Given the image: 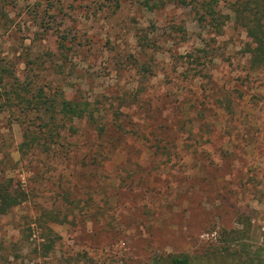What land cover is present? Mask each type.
<instances>
[{"label": "rangeland", "instance_id": "obj_1", "mask_svg": "<svg viewBox=\"0 0 264 264\" xmlns=\"http://www.w3.org/2000/svg\"><path fill=\"white\" fill-rule=\"evenodd\" d=\"M143 1L6 8L0 60L108 122L100 135L75 120L61 145L23 152L17 104H0V181L27 197L0 217V239L26 264L264 260V65L234 14L247 0H215L220 30L197 5ZM47 226L58 238L45 257Z\"/></svg>", "mask_w": 264, "mask_h": 264}, {"label": "trees", "instance_id": "obj_2", "mask_svg": "<svg viewBox=\"0 0 264 264\" xmlns=\"http://www.w3.org/2000/svg\"><path fill=\"white\" fill-rule=\"evenodd\" d=\"M15 1L0 0V24L8 18L7 6L13 5ZM167 1L183 5H197L203 11L202 19L209 15L207 18L213 20L217 29H221L215 0ZM150 2L151 0H144L143 4L152 9L154 5H150ZM263 2L262 0H247L246 3L240 4L244 7L243 9L234 8L235 18L238 21L241 18L246 19L244 26L251 39L249 52L254 65L257 64L258 66L264 65V19L259 14ZM162 3L164 4V1ZM242 11H244V15H242ZM140 42L144 49L151 47V43L145 35L144 41L140 40ZM139 65L141 67L142 63ZM146 70H149V68ZM35 76L33 77L30 74V76L27 75L22 78L16 74L14 69L0 60V100L4 98L0 104L3 106L12 102L13 104L10 106L17 104L19 117L21 118L18 120L24 126V141L20 147L23 152H28L31 148L49 152L51 148L61 145L62 131L67 130L72 133L78 131L72 125L75 120L81 122L86 120V123L96 129L100 135L104 134L108 122L103 123L99 119L100 113L98 111L100 110L96 108L94 102L83 99L76 93H67L61 88L57 89L55 87L47 90V84H38V81L41 80L40 76H38V79ZM26 198V192L16 188L12 179L0 181V217L9 214L11 210L26 201ZM44 216L58 220V216L49 211L45 212ZM46 229L47 231L43 233L42 246L43 255L48 257L53 251L58 235L52 227L47 226ZM19 251H21V248H19L17 242L7 243V241L0 239V264H26L21 255L17 253ZM250 258V264H253L256 258ZM171 262L172 264H190V259L187 256H172ZM257 264H264V260H258Z\"/></svg>", "mask_w": 264, "mask_h": 264}]
</instances>
